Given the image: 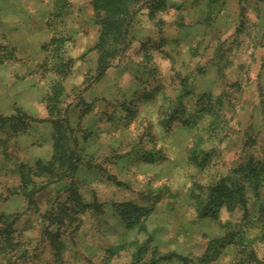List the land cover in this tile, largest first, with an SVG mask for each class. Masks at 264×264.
<instances>
[{"label": "rangeland", "instance_id": "rangeland-1", "mask_svg": "<svg viewBox=\"0 0 264 264\" xmlns=\"http://www.w3.org/2000/svg\"><path fill=\"white\" fill-rule=\"evenodd\" d=\"M95 1L0 0V264H264V0H130L106 58Z\"/></svg>", "mask_w": 264, "mask_h": 264}, {"label": "trees", "instance_id": "trees-1", "mask_svg": "<svg viewBox=\"0 0 264 264\" xmlns=\"http://www.w3.org/2000/svg\"><path fill=\"white\" fill-rule=\"evenodd\" d=\"M130 0H96L94 2V8L96 11L100 13V11L104 10L106 12V15L104 18L99 17L97 19V23L99 26H101L100 29V38L99 42L96 46V49L100 51L101 57L106 58L112 51L108 50L106 48V45L109 43L111 35H114V43H119L122 37L123 33V27H124V15L125 11L130 6ZM156 6V7H155ZM154 7H151V9H157V10H164L166 8V4L161 2L155 5ZM100 15V14H99ZM153 16V13H152ZM106 48V49H105ZM12 53L10 51H7V53H4L2 56L4 58L9 59ZM50 114L54 115L56 112L55 107H49ZM26 118L24 115H18V116H12V117H3L0 116V131L7 129L11 130L14 133H24L27 129L24 125V120ZM54 128H57L58 122L57 121H51ZM57 138L55 141V154L52 158V160L49 162L48 166H53L59 164V165H66L67 162V153L64 152L63 147V139ZM47 165L42 164L41 162H37L34 166V169L27 170L28 178L31 176V174H34L35 172L38 173V171L45 170V167ZM37 170V171H36ZM24 175V174H23ZM243 175L244 178L247 179V182L249 183V186L253 188V190L256 193V196L259 197L260 192V185L261 182L264 180V164L257 166L255 163L248 164L246 168L243 169ZM24 177V176H23ZM24 180V179H23ZM28 183L25 182V186ZM29 200H32V196L30 193H28ZM212 198L210 201V204L214 206V208H217L224 203H228L230 200L234 203V201L240 203V205L246 209L247 205V196H246V188L243 184H241L239 181H231V184L229 187H219V189H215V193L212 194ZM33 202V201H31ZM78 206L80 205V202L76 203ZM96 207V206H95ZM98 208V207H97ZM116 213L121 216V218L125 221L130 220L139 212V209H137L135 206H133L130 203H122V204H116ZM215 210V209H214ZM10 219V218H9ZM59 219V218H58ZM6 224L11 225V221L6 218L3 220ZM56 239L58 237L56 236ZM3 242L7 243V237H4ZM57 241V244L55 246V250L58 254H61V251H63V248H61V243ZM221 246V245H220ZM216 244H212L211 249L209 250V253L205 256V258L201 261L202 264H208L215 260H217L220 256L219 247Z\"/></svg>", "mask_w": 264, "mask_h": 264}, {"label": "crops", "instance_id": "crops-1", "mask_svg": "<svg viewBox=\"0 0 264 264\" xmlns=\"http://www.w3.org/2000/svg\"><path fill=\"white\" fill-rule=\"evenodd\" d=\"M224 4V3H223Z\"/></svg>", "mask_w": 264, "mask_h": 264}]
</instances>
